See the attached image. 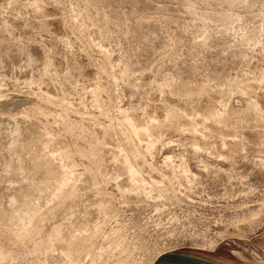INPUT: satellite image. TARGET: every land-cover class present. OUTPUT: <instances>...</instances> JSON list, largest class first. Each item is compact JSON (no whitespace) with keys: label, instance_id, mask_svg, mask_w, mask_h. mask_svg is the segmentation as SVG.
Here are the masks:
<instances>
[{"label":"rangeland","instance_id":"374dc122","mask_svg":"<svg viewBox=\"0 0 264 264\" xmlns=\"http://www.w3.org/2000/svg\"><path fill=\"white\" fill-rule=\"evenodd\" d=\"M39 4L0 0V264H72L63 243L34 255L13 241L34 211L38 241L61 228L74 264L174 249L264 264V0ZM124 112L157 138L150 152ZM62 164L76 181L60 199Z\"/></svg>","mask_w":264,"mask_h":264},{"label":"bare ground","instance_id":"6f19581e","mask_svg":"<svg viewBox=\"0 0 264 264\" xmlns=\"http://www.w3.org/2000/svg\"><path fill=\"white\" fill-rule=\"evenodd\" d=\"M32 1H33L34 5L40 7L39 0H32ZM41 2H43V1H41ZM169 82H170V79H167V80H165L164 84L168 85ZM262 82L264 84V78H263ZM252 87L254 88V86H252ZM252 87H251V85L247 84V85H244L241 90H242V92H244L245 94L248 95L249 92L251 93ZM46 101H49L51 103L54 102L49 97L47 98ZM253 108L255 111H259L260 113H263L262 108L259 104H253ZM263 110H264V108H263ZM35 112L38 114H41L42 113L41 108L35 109ZM167 112H168V110H167ZM123 114H125L124 122L128 125V127H127L129 129L128 130V136H130V138L132 137V138L139 139V140H141L140 138L146 137V136L150 138V136L148 134L150 132L148 127L140 126V125L134 123V120L131 118L132 116L126 114V112H124ZM153 121L157 122V124L159 123L158 119H156V118H153ZM152 124H153V122H152ZM151 138H153V137H151ZM151 138H150V141L147 145L149 152H150V150L153 149V147L155 146V143L157 142V140H156L157 138L156 139H154L155 137L153 139H151ZM199 145L200 144H197L198 148H200ZM79 153H80V155H89L86 151H80ZM71 154H72V152L68 151L66 153V156L70 157ZM93 156L96 157L97 155L94 153ZM137 156H139V155H137ZM60 157L62 158V156H60ZM129 159L126 157L124 159V164L126 166V170H127L128 174H129V181H130L131 185L134 187L140 186V184L145 183L146 181L142 179L143 177L141 176L142 173L140 171V167H138L139 169H136V167H135L136 165L134 166ZM164 159H165V162H172L173 161V157H171L169 155L166 156V158H164ZM183 167H184V165H183ZM60 170H62V178L60 179L58 188L53 195L55 198L57 197V198L61 199L63 197L73 195L74 183L76 181V177H75L73 170H66V167L63 164L59 168V171ZM184 170L187 171L186 167L184 168ZM145 184H143V185H145ZM25 208H27L26 204H25ZM29 213L30 214L26 219H24V217L21 216L22 217L21 230H19L16 234L13 235V241L15 243H22V244L23 243L26 244L27 242L31 243L32 249L30 250V253L34 254V255L47 254L56 246V244L63 243V245H65V247H64L65 248V257L67 258V260L69 262L74 264L73 260H75L76 257L73 259V252H74L73 249H74V246H76V244H74V242H72V241L69 242L67 240L66 236L64 235V233L62 232L61 228H59V227L54 228L51 231V233H50V235L46 241L39 242L37 237L41 233V230H42L41 222L43 221V214L40 211H34V212H29ZM16 215L17 214H14L12 216L14 217ZM254 217H256V215ZM251 218H253V217H251ZM211 249H214V247L212 246ZM172 251H176V249H174ZM11 255L12 254H11L10 250H8L7 248H1L0 249V262L6 260ZM78 257H77V259H80ZM75 262H77V261H75ZM32 264H36V263H32Z\"/></svg>","mask_w":264,"mask_h":264},{"label":"water","instance_id":"95a60500","mask_svg":"<svg viewBox=\"0 0 264 264\" xmlns=\"http://www.w3.org/2000/svg\"><path fill=\"white\" fill-rule=\"evenodd\" d=\"M155 264H228L195 256L186 252L171 251L158 257Z\"/></svg>","mask_w":264,"mask_h":264}]
</instances>
